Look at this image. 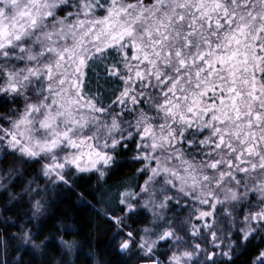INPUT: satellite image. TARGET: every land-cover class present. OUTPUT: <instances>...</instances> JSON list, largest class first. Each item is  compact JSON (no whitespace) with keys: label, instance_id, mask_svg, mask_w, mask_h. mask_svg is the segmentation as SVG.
Instances as JSON below:
<instances>
[{"label":"snow or ice","instance_id":"6c2138e0","mask_svg":"<svg viewBox=\"0 0 264 264\" xmlns=\"http://www.w3.org/2000/svg\"><path fill=\"white\" fill-rule=\"evenodd\" d=\"M0 264H264V0H0Z\"/></svg>","mask_w":264,"mask_h":264},{"label":"trees","instance_id":"16d2710c","mask_svg":"<svg viewBox=\"0 0 264 264\" xmlns=\"http://www.w3.org/2000/svg\"><path fill=\"white\" fill-rule=\"evenodd\" d=\"M86 215V214H85ZM88 249H85V253H87ZM84 257H81V260L83 261Z\"/></svg>","mask_w":264,"mask_h":264}]
</instances>
